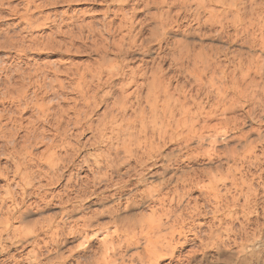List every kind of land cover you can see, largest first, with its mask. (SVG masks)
Returning a JSON list of instances; mask_svg holds the SVG:
<instances>
[{
  "label": "rangeland",
  "instance_id": "1",
  "mask_svg": "<svg viewBox=\"0 0 264 264\" xmlns=\"http://www.w3.org/2000/svg\"><path fill=\"white\" fill-rule=\"evenodd\" d=\"M237 1L0 0V5L3 4L0 6V36L6 34L0 37L2 65H14V62L20 65L23 62L20 66L26 67L25 61H29L30 66L36 63L38 66L47 65L49 62L46 69L50 67L54 73L59 71L54 77V87L59 94L49 93L44 105L51 106L63 93L59 96V99L67 98L59 101L65 107L63 115L70 110L64 115L68 119L61 116L63 121L57 124L63 134L54 125L57 120L50 118L51 126L45 127V137H49L28 145L29 152L19 148L21 152L15 155L0 154V264H264V92L258 95L260 98H252L248 91V94L244 91L246 87L236 89L237 79L243 72L244 77L257 62L264 65V0H256L257 3L255 0H240L244 4ZM73 26L76 31L72 30ZM83 27L85 33L90 28L103 30L109 41L106 40L101 49L100 45H90V41L94 42L89 35L87 40H76L75 48L69 44L71 51L74 50L66 52L68 39L71 41L73 32L77 34ZM64 28L65 33L61 32ZM52 31H58V34L53 35ZM46 34L56 39L61 37V43L66 41V44L61 49L59 45L53 48L55 45L45 40L48 38H44ZM12 35L17 38L14 36L13 39ZM64 35L68 36L67 39ZM10 37L12 42H7ZM41 37L43 40L39 41ZM23 38V43L29 41L23 44L24 47L35 44L41 46L39 51L35 47L36 50H27V56L21 54L17 41L21 42ZM46 47H51L53 53ZM209 52L210 59L206 57ZM213 57L219 60L214 62ZM233 58L239 60L233 62ZM241 62L244 65L251 62V67L256 65L245 67ZM54 64H60V68ZM69 66L76 70L78 66L87 70L101 68L94 71L95 77L101 71V77L93 78L92 82L98 80V84L94 83L96 89L94 84L91 85L92 97H87L90 100L87 103L80 93L72 89L77 80L69 78L75 71ZM234 66L241 69H233ZM204 67L205 72H209L203 74ZM228 69L235 71L230 74ZM234 76L237 79L234 80ZM63 78H67L66 81ZM61 79L67 85H60L63 83ZM208 88L214 94L216 91V97L213 92H207ZM228 92L233 93H229L225 102L223 98ZM238 92H245V97L241 93L237 96ZM93 95H97L96 100ZM50 97L54 100H49ZM77 100L79 102L76 103ZM221 100L222 105L218 103ZM223 101L229 107L225 108ZM233 103L239 108H232ZM92 104L97 106L94 108ZM249 105L253 108L248 109L252 107ZM128 107H134L135 111ZM211 109H214L212 113ZM225 109H231L226 113L227 118L223 116ZM122 110L126 111L125 114ZM27 112L33 113L31 110ZM28 113L25 116H30ZM86 113L90 115L86 116ZM75 116L79 119L76 120ZM225 119L234 120L226 123ZM218 120H223L222 124H218L221 123ZM234 122L243 124L241 130L245 137L239 128L236 129ZM224 130L228 135L222 132ZM230 137L233 139L228 141ZM188 180L191 184L187 183ZM248 189L252 192L247 193ZM185 198L189 203L191 201V205ZM192 213L195 217H191ZM166 215H169L168 219ZM162 221L166 226L158 236L167 238L166 242L172 248L169 246L168 251L160 252L157 261L146 263L149 260L144 259L143 252H146L147 245L142 240L138 241L142 238L141 228ZM125 227L130 231L134 229L130 232ZM135 233L140 236L135 237ZM103 236L108 242H103ZM129 236L133 245L127 250L130 254H125L127 252L123 253L120 248L123 244L119 246L117 243H123ZM158 236L152 242H156ZM107 246L111 247L109 249L115 246L114 251L112 249L111 252Z\"/></svg>",
  "mask_w": 264,
  "mask_h": 264
},
{
  "label": "bare ground",
  "instance_id": "2",
  "mask_svg": "<svg viewBox=\"0 0 264 264\" xmlns=\"http://www.w3.org/2000/svg\"><path fill=\"white\" fill-rule=\"evenodd\" d=\"M218 1V0H217ZM237 1V0H236ZM238 1H240V0H238ZM237 1V2H238ZM243 1H245V0H243ZM253 1V0H252ZM204 2H205V0H204ZM207 2V1H206ZM240 2H242V1H240ZM254 2V1H253ZM255 2H256V0H255ZM2 3V2H1ZM231 3H233V2H231ZM239 3V2H238ZM243 3V2H242ZM241 3V4H242ZM246 4L248 3L247 1L245 2ZM257 3V2H256ZM240 4V3H239ZM244 4V3H243ZM242 4V5H243ZM246 4H245V6H246ZM250 4H251V2H250ZM3 4H1L0 6H2ZM252 5H254V3L252 4ZM203 7V6H202ZM201 7V8H202ZM208 7V6H207ZM232 7H234V6H232ZM243 7V6H242ZM254 7V6H253ZM196 8V7H195ZM243 8H245V7H243ZM248 8V7H247ZM252 8V7H251ZM242 9V8H241ZM254 9V8H253ZM193 11V10H192ZM258 11V10H257ZM197 12H198V9H197ZM255 12V11H254ZM251 14V13H250ZM195 15H196V12H195ZM37 16V15H36ZM166 16V15H165ZM33 17V16H32ZM27 18V17H26ZM28 18H30V17H28ZM172 18V17H171ZM259 18H261V17H259ZM31 19V18H30ZM29 19V20H30ZM28 20V19H27ZM26 20V21H27ZM36 20H38V19H36ZM33 21V20H32ZM32 21H29V22H32ZM33 22H35V21H33ZM32 22V23H33ZM41 22V21H40ZM223 22V21H222ZM221 22V23H222ZM260 22V21H259ZM26 23H28V22H26ZM77 23V22H76ZM262 23V22H261ZM260 23V24H261ZM38 24V23H37ZM36 24V25H37ZM110 24V23H109ZM109 24H108V26H109ZM219 24V23H218ZM250 24V23H249ZM27 25V24H26ZM30 25V24H29ZM33 25V24H32ZM78 25V24H77ZM38 26V25H37ZM69 26V25H68ZM84 26V25H83ZM71 27V26H70ZM85 27V26H84ZM84 27L83 28H81V30H78L79 29V27H78V33L77 34H74V32H73V34H72V39H71V41H70V38L68 39L69 40V43H67L68 44V46H69V44L71 45V46H74V48H75V42H76V40H78V39H80V40H87L86 39V37L87 38H89L88 36L89 35H91L92 36V40H93V42L95 43H92V41H90L91 43H90V45H95V46H99L100 45V47H101V45H104L105 44V42H106V40H108L109 41V39H107V36H105L104 35V31L103 30H101V29H98V28H90V29H88L87 31H86V33H85V30H83L84 29ZM110 27H111V25H110ZM221 27V26H220ZM223 27V26H222ZM29 28V27H28ZM31 28H32V26H31ZM58 28H59V26H58ZM86 28V27H85ZM109 28V27H108ZM107 28V29H108ZM35 29V28H34ZM74 29V26H73V28H72V30ZM98 29V30H97ZM106 29V31L108 32V33H110L108 30ZM26 30H28V29H26ZM32 30V29H31ZM66 30H69L68 29V27H67V29ZM103 31V33L102 32H100V31ZM111 30V29H110ZM59 31V35H60V30H58ZM57 31V32H58ZM71 31V30H70ZM69 31V32H70ZM73 31H76V30H73ZM105 31V32H106ZM246 31V30H245ZM29 32V31H28ZM30 32H32V31H30ZM54 31H52V34L54 35V34H56L57 32L55 31V33H53ZM61 32H63V33H65V28H64V30L62 31L61 30ZM68 32V33H69ZM88 32V33H87ZM114 32V31H113ZM112 32V33H113ZM241 32V31H240ZM20 33H22V32H20ZM24 33L25 34H27V32H25V30H24ZM48 33H50V32H48ZM71 33H72V31H71ZM244 33V32H243ZM23 34V33H22ZM29 34V33H28ZM31 34V36H32V33H30ZM29 34V35H30ZM51 34V33H50ZM50 34L49 35H45V37H44V35H43V37L44 38H46L47 36H48V38H46L45 40H47L48 42H49V44L50 45H55L53 48H58L56 45H59V47H60V49H61V46L63 45H65L66 44V41L64 42L63 41V43H61L62 42V38L60 37V38H55V37H53V35H51L50 36ZM58 34V33H57ZM70 34V33H69ZM69 34H66V35H69ZM85 34H87V35H85ZM3 35H6V34H3ZM2 35V36H3ZM20 35V34H19ZM34 35V34H33ZM37 35V34H36ZM66 35H64V36H66ZM264 35V34H263ZM2 36H0V37H2ZM13 36V35H12ZM15 36V35H14ZM14 36H13V39H14ZM25 36V35H24ZM30 36V39L29 40H31L32 41V37ZM41 36V35H40ZM39 36V37H40ZM56 36V35H55ZM58 36V35H57ZM108 36H112V35H108ZM242 36V35H241ZM4 37V36H3ZM16 37V36H15ZM20 37H23V36H20ZM20 37H18L19 39H20ZM26 37H29V36H26ZM34 37V36H33ZM62 37H63V35H62ZM67 37L68 36H66V39H67ZM158 37V36H157ZM5 38L7 39V37L5 36ZM4 38V39H5ZM17 38V37H16ZM25 38V37H24ZM24 38H23V41H21V42H18L17 41V43H20V44H17V47H19V51H20V53L21 54H26L27 53V50H29V49H32V48H35V47H38L37 45H29V47H24L25 45H23V44H25V43H28L29 41L28 40H25V41H28V42H25V43H23L24 42ZM51 38V39H50ZM77 38V39H76ZM109 38V37H108ZM234 38V37H233ZM18 39V40H19ZM28 39V38H27ZM37 39H38V36H37ZM58 39H60V42H58L59 40ZM35 40V39H34ZM33 40V41H34ZM43 39H42V37H41V40H39V41H42ZM50 40V41H49ZM63 40H64V38H63ZM67 40V41H68ZM1 41H3V38H1ZM9 41H11L12 42V40H11V37L7 40V42H9ZM35 41H38V40H35ZM35 41H34V43H35ZM13 42H14V40H13ZM46 41H44V43H45ZM50 42H52V43H50ZM78 42V41H77ZM76 42V43H77ZM84 42V41H83ZM87 42V41H86ZM85 42V43H86ZM261 42V41H260ZM30 43H32V42H30ZM38 44H39V42H37ZM36 43V44H37ZM80 43V42H79ZM82 43V42H81ZM1 44H2V42H1ZM4 44H8V43H3V45ZM13 44H15V42L13 43ZM107 44V43H106ZM9 45V44H8ZM8 45H6L7 47H8ZM28 45V44H27ZM44 45V44H43ZM43 45H42V49H43ZM46 45H47V43H46ZM78 46H79V44H77ZM243 45V44H242ZM2 46V45H1ZM0 46V47H1ZM15 46V45H14ZM34 46V47H33ZM71 46H69V47H67V49H65L66 47H63L64 49H65V51L66 52H68V51H71ZM261 46V45H260ZM3 47V46H2ZM16 47V46H15ZM39 47H41V46H39ZM39 47L37 48V50L39 49ZM45 47V46H44ZM47 49H48V47H46ZM51 47H49V49L48 50H51L52 51V53H53V50L52 49H50ZM69 48V49H68ZM73 48V47H72ZM74 48L72 49V51L74 50ZM76 48H77V46H76ZM185 48V47H184ZM14 49V48H13ZM46 49V50H47ZM63 49V50H64ZM101 49H102V47H101ZM16 51H17V49H15ZM32 50H34V49H32ZM35 50H36V48H35ZM45 50V49H44ZM45 50V51H46ZM10 51V50H9ZM12 51V50H11ZM19 51H17V52H19ZM39 51V50H38ZM71 51V52H72ZM101 51H103V50H101ZM181 51V50H180ZM29 52V51H28ZM31 52V51H30ZM37 52V51H36ZM61 52H63V51H61ZM218 52V51H217ZM216 52V53H217ZM220 52V51H219ZM14 53V52H13ZM210 53L211 52H209V54L208 53H206L207 55H206V57L207 56H209L210 55ZM215 53V54H216ZM37 54V53H36ZM65 54V53H64ZM179 54V53H178ZM212 54H213V52H212ZM13 55V54H12ZM17 55V54H16ZM33 55V54H32ZM192 55V54H191ZM202 54H200V56H201ZM217 55V54H216ZM222 55V54H221ZM26 56H27V54H26ZM35 56V55H34ZM65 56V55H64ZM187 56V55H186ZM204 57H205V55H203ZM213 56V55H212ZM240 56H241V54L239 55V57L238 58H240ZM12 57V56H11ZM25 57V56H24ZM63 57V56H62ZM199 57V56H198ZM203 57V58H204ZM205 57V58H206ZM217 57V56H216ZM14 58V57H13ZM13 58H10V60H13ZM20 58V57H19ZM27 58V57H26ZM36 58V57H35ZM34 58V59H35ZM202 58V59H203ZM208 58V57H207ZM212 58V57H211ZM214 58V57H213ZM218 58V57H217ZM237 58V59H238ZM243 58H244V56H243ZM261 58V57H260ZM259 58V59H260ZM7 59H9L8 57H7ZM5 60V61H8V60ZM22 59V58H21ZM20 59V60H21ZM30 59V58H29ZM188 59V58H187ZM209 59H210V56H209ZM208 59V60H209ZM215 59V58H214ZM220 59H221V57H220ZM234 59V58H233ZM236 59V60H237ZM242 59V58H241ZM240 59V60H241ZM2 60H4V59H2ZM0 61V63L2 62L3 63V61ZM15 60V59H14ZM26 60V59H25ZM24 60V61H25ZM38 60V59H37ZM216 60H219V59H215V61L214 62H216ZM235 59H234V61L233 62H235L236 61ZM239 60V59H238ZM244 60V59H243ZM17 61V60H16ZM19 61V60H18ZM31 61V60H30ZM34 61H36V59L34 60ZM33 61V62H34ZM43 61V60H42ZM56 61V60H55ZM213 61V60H212ZM221 61V60H220ZM242 61V60H241ZM250 61V60H249ZM262 61V60H261ZM13 62V61H12ZM200 62V61H199ZM203 62V61H202ZM210 62V61H209ZM229 62V61H228ZM238 62V61H237ZM244 62H245V60H244ZM253 62V61H252ZM254 62H257V61H254ZM2 63H1V65H0V104L2 105V106H0V107H2L1 109H0V154H4V153H6V154H13V155H15V154H18V153H20L21 151H19V148H21L22 149V151H24V150H26V152L28 151L27 149H28V147L29 146H31V145H34L38 140H41V141H43L44 140V137L46 136L45 135V132L47 131L46 130V128L48 129V127H46V125H50L49 123V120H50V118H52L53 120L54 119H56L57 120V122L56 121H54V125H56V127L58 128V125L60 124L59 122H60V120H61V116H63V118L65 117L66 119H68L67 117L68 116H64L68 111H70V110H68L66 113H64V115H63V110L62 109H64L65 107H62V105L60 104L61 102H59V101H61V99H62V101H65L64 100V98H66L65 96L63 97V98H61L62 96H63V93H61L60 95H62L60 98L61 99H59V96L60 95H58V98L56 97V99H59V100H57L56 101V99H55V103L54 104H52L51 106L48 104V105H44V102H45V98H47V95L49 94V93H51L52 95H57V94H59L58 92H59V90H56V88L54 87V81H55V79H54V77H56L55 75H57L56 73L57 72H59V71H57V72H55L54 73V71L52 72V69L49 67V69H51V71L49 70V69H46V66H48V64H49V62H48V64L45 66L44 64H42L41 66H38L37 65V63H36V65L35 66H30L28 63H30L29 61H25V65H26V67H23V66H20V65H15V62H14V65H8V63H6V62H4V63H6L7 65H2ZM9 63H11L10 61H9ZM42 63V62H41ZM44 63V62H43ZM47 63V62H46ZM51 63H54V61H52ZM56 63V62H55ZM58 63H60L59 61H58ZM201 63V62H200ZM204 63V62H203ZM219 63V62H218ZM221 63H223V60L221 61ZM224 63H226L225 61H224ZM223 63V64H224ZM230 63H232V62H230ZM242 64H243V62H241ZM251 62H247V64H243L245 67H246V65H248V64H250ZM18 64V63H17ZM34 64V63H33ZM237 63H235V65H236ZM238 64H240V63H238ZM237 64V65H238ZM254 64V63H253ZM24 65V66H25ZM44 65V67L45 68H43L42 66ZM55 65V64H54ZM60 65V64H59ZM58 65V66H59ZM205 65H206V63H205ZM204 64H203V66H205ZM209 66H210V63L208 64ZM214 65V64H213ZM251 65L252 64H250V67H251ZM254 65H256V64H254ZM253 65V66H254ZM58 66H56L55 65V67H57V68H60V67H58ZM202 65H201V68L200 69H202V67H203ZM218 66V65H217ZM223 66V65H222ZM232 66H233V64H232ZM242 66V65H241ZM243 66V67H244ZM252 66V67H253ZM70 67V66H69ZM68 67V68H69ZM80 66H78V68H79ZM83 67L84 66H82V69H81V67H80V69H78L77 68V70L76 69H74V67H73V69L75 70V71H73L71 74H70V77L69 78H71V79H76L77 81V84H76V86L74 87V88H72L73 86H71V88L72 89H74L76 92H78V93H80L81 94V96H83V98L84 99H86L87 101H86V103L88 102V101H90V100H88L87 99V97L88 96H91V94H90V90L93 88V86H91V85H93L94 83H96V82H92V80H94L93 78L95 77V70L96 71H98L99 69H101V68H97V69H95L94 68V70H92V69H83ZM87 67V65L85 66V68ZM91 67V66H90ZM92 67H94V66H92ZM99 67V66H98ZM193 67H194V65H193ZM225 67V66H224ZM236 66H234L233 67V69L235 68ZM237 67H239V66H237ZM236 67V68H237ZM248 67V66H247ZM251 67V68H252ZM255 68L253 69V70H251V72H249V71H246V70H244V68H242L244 71H246L247 72V74L243 77V74H244V72L241 74V70H239V69H241L240 67H239V71H240V74L242 75V79L239 77V79H237L236 78V76L237 75H239V73H237V75L236 76H234L233 78H234V80H235V78L238 80V81H240V82H242V84H240L237 80V84H236V89H239L238 87H242V88H244V87H246V89H244V91L246 90V93H247V91H248V93H249V95H251L252 96V98L253 97H257L259 94H262L261 92H264V86L262 85L264 82H262V79L264 78V65H263V63L261 62H257V65L256 66H254ZM48 68V67H47ZM57 68H56V70H57ZM67 67L65 68V69H68ZM71 68V67H70ZM88 68V67H87ZM196 68V67H195ZM215 68V67H214ZM226 68V67H225ZM33 69V70H32ZM62 69V68H61ZM60 69V71L62 72V70H64L65 71V69H62L61 70ZM72 69V68H71ZM72 69V70H73ZM104 69V68H103ZM112 69V68H111ZM205 67L203 68V74H205L206 72H209V70L208 71H206L205 72ZM207 69H209V68H207ZM213 69V68H212ZM211 68H210V70H212ZM219 69H220V67H219ZM230 69V68H229ZM228 69V71H230ZM246 69V68H245ZM248 69V68H247ZM71 70V71H72ZM191 70H193V69H191ZM216 70V69H215ZM223 70H224V68H223ZM249 70V69H248ZM67 71V70H66ZM68 71H70V69L68 70ZM198 71V70H197ZM222 71V70H221ZM227 71V72H228ZM231 71H232V69H231ZM229 72L230 74L231 73H234V71H232V72ZM103 72V71H102ZM106 72V71H105ZM113 72V71H112ZM213 72H214V70H213ZM227 72H225V73H227ZM249 72V73H248ZM68 73V72H67ZM94 73V74H93ZM101 73V71H99V74ZM110 73H111V71H110ZM198 73H200V72H198ZM228 73V74H229ZM51 74L53 75V76H51ZM59 74V73H58ZM66 74V73H65ZM69 74V73H68ZM98 74V73H97ZM96 75V77L98 78V76H100V75ZM108 74V72H106V76H108L107 75ZM202 74V75H203ZM208 74H211V72L210 73H208ZM213 74V73H212ZM215 74V73H214ZM213 74V75H214ZM236 74V73H235ZM61 75V74H60ZM190 75V74H189ZM217 75V74H216ZM67 76V75H66ZM66 76H64V77H66ZM109 76H110V74H109ZM229 76V75H228ZM227 76V77H228ZM231 76H233V74L231 75ZM53 77V78H52ZM63 76L61 75L60 76V78H62ZM95 77V78H96ZM101 77V76H100ZM104 77V76H103ZM230 77V76H229ZM238 77V76H237ZM59 78V79H60ZM68 78V79H69ZM107 78V77H106ZM195 78V77H194ZM231 79H232V77H230ZM230 78H229V80H230ZM59 79H57V81L59 80ZM64 79V78H63ZM63 79H61V81L63 80ZM65 79H67V78H65ZM64 79V80H65ZM70 79V80H71ZM214 79V78H213ZM261 79V80H260ZM62 81L63 83H61L60 85H64L65 83V81ZM96 80V79H95ZM102 80H104V79H102ZM105 80H107L108 81V79H105ZM105 80H104V82H105ZM242 80V81H241ZM99 81H101L100 79H99ZM233 81V79L231 80V82ZM262 83H261V82ZM75 81H74V85H75V83H76ZM92 82V83H91ZM104 82H103V86H104ZM110 82V81H109ZM145 82V81H144ZM194 82V81H193ZM222 82V81H221ZM71 82H69V84H70ZM108 83V82H107ZM223 83H224V81H223ZM233 83V82H232ZM56 84H57V82H56ZM72 83L70 84V85H73ZM98 83H96V85H97ZM101 84V83H100ZM234 84V83H233ZM65 85H67V84H65ZM95 85V84H94ZM95 85V86H96ZM108 85V84H107ZM94 86V87H95ZM165 86V85H164ZM244 86V87H243ZM261 86H263V88L261 87ZM60 87V86H59ZM62 88L64 87V86H61ZM69 87V86H68ZM99 87H100V85H99ZM98 87V88H99ZM102 87V86H101ZM105 87V86H104ZM233 87V86H232ZM253 87V88H252ZM71 88H69V89H71ZM97 88V86L95 87V89ZM159 88V87H158ZM175 88V87H174ZM242 88H240V89H242ZM252 88V89H251ZM60 89V88H59ZM162 89H164L163 87H162ZM225 89V88H224ZM224 89H222L223 90V92H225L226 91V89H225V91H224ZM233 89V88H232ZM239 89V90H240ZM249 89H251L250 91H249ZM93 90V89H92ZM98 90V89H97ZM207 90V89H206ZM217 90V89H216ZM228 90V89H227ZM68 91V90H67ZM66 91V92H67ZM148 91V90H147ZM150 91V90H149ZM211 91V92H210ZM220 91V90H219ZM218 91V92H219ZM243 91V90H242ZM62 92H63V90H62ZM72 92H74L73 90H72ZM75 92V93H76ZM94 92H96V91H94ZM98 92V91H97ZM156 92H158L157 90H156ZM156 92H154L155 94H156ZM167 92H169V91H167ZM207 92H210V93H212L213 92V95H215L216 94V91H215V94H214V91H212V89L211 90H209V88H208V91ZM217 92V93H218ZM221 92V91H220ZM219 92V93H220ZM227 92V91H226ZM65 93V92H64ZM68 93H71V92H68ZM89 93V94H88ZM136 93V92H135ZM153 93V91L151 92V94ZM159 93V92H158ZM161 93V92H160ZM163 93V92H162ZM229 93L230 92H228V93H226V95L224 96V98H223V100L226 102V99L228 98V96H229ZM231 93H233V92H231ZM230 93V94H231ZM236 92H234V94H235ZM239 93V95H237V96H240V93L241 94H243V97H245L244 95H246V93L245 92H238ZM245 93V94H244ZM247 93V94H248ZM92 94H93V91H92ZM96 94V93H95ZM148 94V93H147ZM150 94V95H151ZM221 95H222V92L220 93ZM225 94V93H224ZM234 94H232V96L234 95ZM237 94V93H236ZM264 94V93H263ZM67 95V94H66ZM79 95V94H78ZM77 95V96H78ZM210 95V94H209ZM219 95V94H218ZM221 95H219L220 97H221ZM248 95V96H249ZM85 96V97H84ZM97 96V95H96ZM95 96V97H96ZM152 96V95H151ZM156 96V95H155ZM211 96H212V94H211ZM231 96V95H230ZM236 96V95H235ZM53 97V96H52ZM92 97V96H91ZM93 97H94V95H93ZM95 97L93 98L94 100H96L95 99ZM153 97V96H152ZM164 97V96H163ZM168 97H169V95H168ZM213 97V96H212ZM215 97H216V95H215ZM219 97V99H221ZM223 97V96H222ZM259 98H260V96H258ZM54 98V97H53ZM53 98H51L50 97V99L49 100H52ZM80 98V97H79ZM155 98H157V97H155ZM173 98H174V96H173ZM173 98H171V99H173ZM207 98H210V97H207ZM251 98V97H250ZM263 98V97H262ZM67 99V98H66ZM81 99V98H80ZM83 99V100H84ZM91 99V98H90ZM151 99V98H150ZM218 99V100H219ZM229 99H232V98H230L229 97ZM54 100V99H53ZM52 100V101H53ZM93 100V101H94ZM170 100V99H169ZM235 100V99H234ZM254 100H256V98L255 99H253V101ZM258 100V99H257ZM264 100V99H263ZM47 101V100H46ZM190 101V100H189ZM224 101H223V104H225L224 103ZM50 102V101H49ZM77 102H79L78 100L76 101V103ZM81 102V101H80ZM84 101H82V103H83ZM97 102V101H96ZM153 102H154V100H153ZM156 102V101H155ZM222 103V100L221 101H219L218 103ZM230 102V100L228 101V103ZM255 102V101H254ZM257 102V101H256ZM64 103V102H63ZM139 103V102H138ZM171 103V102H170ZM220 103V104H221ZM239 103V102H238ZM244 103V102H243ZM253 103V102H252ZM258 103V102H257ZM89 104H90V102H89ZM202 104V103H201ZM210 104V103H209ZM230 104V103H229ZM242 104V103H241ZM91 105V104H90ZM90 105H88V106H90ZM93 105L94 104H92V107H93ZM151 105V104H150ZM149 105V106H150ZM171 105V104H170ZM222 105V104H221ZM227 105V103L224 105L225 106V108L226 107H229V106H226ZM231 105V104H230ZM233 106H232V108H234L235 106H237V105H234V103L232 104ZM76 105H74V107H75ZM97 106V105H96ZM95 105H94V108L96 107ZM130 106H132V105H130ZM134 106V105H133ZM138 106V108L140 107L139 105H137ZM173 106V105H172ZM177 106V105H176ZM201 106V105H200ZM250 107L252 106V105H249ZM52 107V108H51ZM77 108H78V106H76ZM84 107V109H87L85 106H83ZM83 107H82V109H83ZM91 107V108H92ZM125 107H127V106H125ZM125 107H123V108H125ZM238 107V106H237ZM244 107V106H243ZM52 109V112H51V109ZM73 108V107H72ZM71 108V109H72ZM93 108V109H94ZM129 109H133V108H131V107H128ZM137 108V107H136ZM231 108V107H230ZM231 108V109H232ZM239 108V107H238ZM245 108V107H244ZM253 108V106L251 107V108H249L248 107V109H252ZM83 109V110H84ZM88 109H90V107L88 108ZM122 109V108H121ZM151 109V108H150ZM169 109V108H168ZM221 109V108H220ZM231 109H225L224 111H223V116L225 117V115H226V117L225 118H227V112H231ZM235 109H237L236 107H235ZM247 109V108H246ZM245 109V110H246ZM29 110V112H30V110H31V112H33V113H31V114H29L27 111ZM75 110H76V112H77V109L75 108ZM92 109H90V111H91ZM95 110V109H94ZM93 110V111H94ZM126 110V109H125ZM123 111V113L124 112H126V111ZM188 110V109H187ZM195 110V109H194ZM214 110V109H213ZM212 109H211V113H212V111H213ZM219 110V109H218ZM244 110V111H245ZM35 111V112H34ZM66 111V110H65ZM64 111V112H65ZM81 111V110H80ZM87 111V110H86ZM121 111V110H120ZM133 111H135L134 109H133ZM215 111H216V109H215ZM214 111V112H215ZM221 111V110H220ZM233 111H234V109H233ZM232 111V112H233ZM244 111H242V112H244ZM248 112L250 111V110H247ZM246 111V112H247ZM84 112V111H83ZM88 112H89V110H88ZM189 112V111H188ZM213 112V113H214ZM235 112H236V110H235ZM234 112V113H235ZM26 113H28L30 116H25V114ZM70 113V112H69ZM74 114H75V112H73ZM78 113V112H77ZM76 113V114H77ZM85 113V112H84ZM92 113V112H91ZM122 113V112H121ZM120 113V114H121ZM158 113V112H157ZM173 113V112H172ZM186 113H187V111H186ZM221 113V112H220ZM234 113H229L230 115H233ZM68 114V113H67ZM71 115H74V114H72V113H70ZM69 114V115H70ZM79 115H80V113H78ZM83 114V113H82ZM89 114V113H88ZM87 113H86V116L88 115ZM125 114V113H124ZM124 114H122V115H124ZM169 114H170V112H169ZM217 114V113H216ZM215 114V115H216ZM228 114V115H229ZM237 114H238V112H237ZM245 114V113H244ZM248 114V113H247ZM71 115H70V117H71ZM79 115H77V116H79ZM90 115V114H89ZM162 115V114H161ZM180 115V114H179ZM199 115V114H198ZM229 115V116H230ZM207 116H209V115H207ZM221 116L222 115H218V117H220L221 118ZM223 116H222V118H223ZM73 117V116H72ZM71 117V118H72ZM84 117H85V115H84ZM167 117V116H166ZM173 117V116H172ZM230 117H232V116H230ZM242 117H244L243 115H242ZM246 117V116H245ZM60 118V119H59ZM63 118H62V120L61 121H63ZM75 118H76V116H75ZM78 119H79V117H77ZM77 118H76V120H77ZM205 118H207V117H205ZM205 118L203 119L204 121H205ZM210 118V117H209ZM220 118H218V119H220ZM221 118V119H222ZM65 119V121H67ZM70 119V118H69ZM169 119V118H168ZM176 119V118H175ZM184 119H186V117L184 118ZM193 119V118H192ZM208 119V118H207ZM206 119V120H207ZM53 120H52V122H53ZM73 120V119H72ZM186 120H188V119H186ZM185 120V121H186ZM227 120V121H226ZM230 120H232L231 122H233V120L234 119H225V122L227 123L228 121H230ZM236 120V119H235ZM242 120H244V118L242 119ZM70 121V120H69ZM178 121V120H177ZM210 121V120H209ZM219 121V120H218ZM221 121H223V120H221ZM221 121H219V122H221ZM238 121H240L239 119H238ZM51 122V124H53ZM56 122V123H55ZM68 122V121H67ZM67 122H64V123H66L67 124ZM71 122V121H70ZM69 122V123H70ZM79 122V121H78ZM188 122V121H187ZM206 123L208 122V121H205ZM231 122H229V123H231ZM59 123V124H58ZM62 123L63 122H61V125H62ZM69 123L67 124V125H69ZM80 123V122H79ZM117 123V122H116ZM235 123V122H234ZM243 123V122H242ZM58 124V125H57ZM218 124H222V122L221 123H218ZM217 124V125H218ZM224 124V123H223ZM178 125H179V123H178ZM185 125V124H184ZM193 125V124H192ZM207 125H208V123H207ZM234 125H237L236 126V129H238L239 128V130L241 131V133H242V126H243V124H239L238 125V123L236 124H234ZM234 125H233V127H234ZM51 126V125H50ZM162 126V125H161ZM215 126V125H214ZM225 126L227 127V125L225 124ZM229 126H230V124H229ZM228 126V127H229ZM46 127V128H45ZM54 127V126H53ZM56 127H54L53 129H55ZM69 127V126H68ZM189 127V126H188ZM202 127V126H201ZM224 127V126H223ZM232 127V126H231ZM61 128V127H60ZM63 128V127H62ZM65 128V127H64ZM63 128V129H64ZM221 128H222V126H221ZM66 129H68L67 128V126H66ZM66 129H65V131H66ZM162 129V128H161ZM223 129H227V128H223ZM222 129V130H223ZM244 129V128H243ZM50 130V129H49ZM57 130H59V128L57 129ZM234 130H235V127H234ZM238 130V131H239ZM60 131H62L61 129L58 131V132H60ZM160 131V130H159ZM166 131V130H165ZM217 131V130H216ZM236 131V130H235ZM48 132H50V131H48ZM52 133H53V131H51ZM57 132V131H56ZM57 132V133H58ZM223 133H225V135H228V134H226V131L224 130V131H222ZM229 132H231V131H229ZM229 132H227V133H229ZM233 132V131H232ZM47 133V132H46ZM64 133V131H62V134ZM166 133V132H165ZM233 133H235V132H233ZM240 133V132H239ZM240 133V134H241ZM56 134V133H55ZM55 134L53 135V136H55ZM59 134V133H58ZM61 134V133H60ZM59 134V135H60ZM61 134V135H62ZM173 134V133H172ZM246 134V133H245ZM47 135H49V134H47ZM217 135V134H216ZM223 135V134H222ZM234 135V134H233ZM233 135H232V137H233ZM241 135H243V133L241 134ZM240 135V136H241ZM52 136V135H51ZM52 136V137H53ZM64 136V135H63ZM173 136V135H172ZM231 136V135H230ZM239 137L238 135H235V137ZM244 137L246 136V135H243ZM47 137H49V136H47ZM47 137H45V138H47ZM56 137V136H55ZM58 137V136H57ZM61 138H62V136H60ZM65 137V136H64ZM222 137V136H221ZM225 137H227V136H225ZM232 137H230V138H227L228 139V141H229V139L231 140V139H233ZM244 137H242L244 140H245V138ZM215 138V137H214ZM241 138V137H240ZM57 139V138H56ZM65 139V138H64ZM63 139V140H64ZM70 139V138H69ZM203 139V138H202ZM227 139H225V138H223V140H227ZM236 139V138H235ZM58 140H60V139H58ZM62 140V139H61ZM208 140V139H207ZM223 140H221V141H223ZM238 140H239V138H238ZM240 140H242V139H240ZM49 141H50V138H49ZM48 141V143H50ZM53 141H54V137H53ZM52 141V142H53ZM68 141H70V140H68ZM247 141V143L249 144V142H248V140H246ZM246 141H245V143H246ZM252 141V140H251ZM40 142V141H39ZM51 142V143H52ZM57 142V141H56ZM243 142V141H242ZM242 142H239V143H242ZM34 143V144H33ZM42 143V142H41ZM227 143V142H226ZM236 143V142H235ZM54 144V143H53ZM243 144V143H242ZM29 145V146H28ZM257 145V144H256ZM212 146V145H211ZM243 146V145H242ZM30 149V148H29ZM32 149V148H31ZM255 150V149H254ZM7 151H10V152H7ZM51 151V150H50ZM29 152V151H28ZM31 153V152H30ZM29 154V153H28ZM21 155V154H20ZM23 155V154H22ZM31 155V154H30ZM55 155V154H54ZM242 155V154H241ZM231 156V155H230ZM10 157V156H9ZM14 157V156H13ZM23 158H25V154H24V157ZM52 158V157H51ZM50 158V159H51ZM249 159V158H248ZM258 159V158H257ZM34 160V159H33ZM58 160V159H57ZM233 161V160H232ZM238 161V160H237ZM252 161V160H251ZM25 162V161H24ZM255 162V161H254ZM25 164V163H24ZM238 164V163H237ZM262 165V164H261ZM260 165V166H261ZM31 167H33V166H31ZM36 167H38V166H36ZM235 167V166H234ZM262 167V166H261ZM34 168V167H33ZM264 168V167H263ZM188 169V168H187ZM26 170V169H25ZM31 171V170H30ZM248 171H249V169H248ZM247 171V172H248ZM244 172V171H243ZM243 172H241V173H243ZM178 173V172H177ZM245 173H246V171H245ZM244 173V174H245ZM23 174V173H22ZM262 174V173H261ZM24 175V174H23ZM180 175V174H179ZM238 175V174H237ZM240 175V174H239ZM243 175V174H242ZM23 177V176H22ZM192 177V176H191ZM243 177V176H242ZM249 178V177H248ZM264 178V177H263ZM191 180V179H190ZM187 181V180H186ZM246 181V180H245ZM259 181V180H258ZM187 183H190L189 182V180H188V182ZM262 183V182H261ZM183 184V183H182ZM191 184V183H190ZM189 184V185H190ZM264 184V183H263ZM257 185V184H256ZM258 186V185H257ZM186 187V186H185ZM192 187V186H191ZM190 187V188H191ZM230 187V186H229ZM246 187V186H245ZM251 186H249L248 188H250ZM189 188V189H190ZM184 189V188H183ZM186 189V188H185ZM247 189V188H246ZM248 191H251V189H248L247 190V193H248ZM252 192V191H251ZM246 193V192H245ZM244 193V194H245ZM264 193V192H263ZM175 194V193H174ZM229 194V193H228ZM189 195V193L188 194H186L185 195V197L186 196H188ZM256 195V194H255ZM254 195V196H255ZM191 196V195H190ZM252 196H253V194H252ZM189 197H187V199H188ZM190 198H192V196L190 197ZM237 198V197H236ZM174 199V198H173ZM180 199V198H179ZM184 199V197L182 196V199L181 200H183ZM253 199V198H252ZM171 200V199H170ZM185 200H186V198H185ZM179 201V200H178ZM188 201H189V199H188ZM187 200H186V203L188 202ZM245 201V200H244ZM249 201V200H248ZM180 202V201H179ZM179 202H177V203H179ZM184 204V205H186V206H188L190 203H191V201H190V203L189 204ZM233 204H234V202H233ZM246 204V203H245ZM179 205V204H178ZM191 205V204H190ZM213 205V204H212ZM235 205V204H234ZM169 206V205H168ZM201 206V205H200ZM247 206V205H246ZM173 207H174V205H173ZM175 207H177V205L175 206ZM174 207V208H175ZM189 207V206H188ZM252 207V206H251ZM170 208H171V206H170ZM179 208V207H178ZM172 209V211H174L173 210V208H171ZM171 209H170V211H168V214H170L169 212H171ZM189 209V208H188ZM153 211V210H152ZM159 212V211H158ZM157 212V213H158ZM174 212H176V211H174ZM251 212V211H250ZM173 213V212H172ZM178 213V212H177ZM176 213V214H177ZM195 213V212H194ZM198 213V212H197ZM197 213H196V215H197ZM201 213V212H200ZM151 214V213H150ZM155 214V213H154ZM154 214H152L151 216L153 217V215ZM167 214V213H166ZM183 214V213H182ZM160 215V214H159ZM158 215V216H159ZM181 215V214H180ZM191 215V214H190ZM194 214L192 213V215H191V217L193 216ZM161 216V215H160ZM159 216V217H160ZM164 216V215H163ZM167 216V215H166ZM165 216V217H166ZM169 216V215H168ZM167 216V219L169 218ZM172 216V215H171ZM179 216V215H178ZM177 216V217H178ZM116 217H117V215H116ZM181 217V216H180ZM194 217H195V215H194ZM193 217V218H194ZM156 219H157V217H156ZM143 220H145V219H143ZM160 220V222H161V219H159ZM146 221V220H145ZM155 221V220H154ZM170 221V220H169ZM168 221V222H169ZM241 221V220H240ZM138 222V221H137ZM160 222H157V223H154V224H149V225H147L146 224V226L143 224V226H145V227H143V228H141V235H142V238L140 239H138V241L139 240H142L143 241V243L145 244V245H147V247H146V252H143V255H144V253H145V256H143L144 257V259L146 258V260L148 259L149 261H147L146 263H150V262H152V260H154V261H157L159 258H160V252H162V251H164V250H167L168 251V248H169V246H168V244H170V243H168V242H166V239L167 238H165V237H159L158 235H160V233L162 232V228H164V226H166L165 224H164V222L162 221V223H160ZM177 222V221H176ZM192 222V221H191ZM127 223V222H126ZM137 224V223H136ZM243 225V224H242ZM131 226H132V224H131ZM180 226V225H179ZM133 227H134V225H133ZM138 228H139V223H138V226H137ZM173 227V226H172ZM174 227H175V225H174ZM184 227V226H183ZM242 227V226H241ZM247 227V226H246ZM126 228V230L128 229V227H125ZM146 228H148V229H146ZM134 228H132L131 229V231L133 230ZM166 229H167V227H166ZM171 230H172V228H170ZM227 229V228H226ZM145 230H147V231H145ZM123 231H125L124 230V228H123ZM127 231H130V229H128ZM130 231V232H131ZM143 231H145V235H143ZM164 231V230H163ZM166 231V233H167V230H165ZM134 232V231H133ZM133 232H132V235H133ZM227 232V231H226ZM163 233V232H162ZM165 233V234H166ZM170 233V232H169ZM242 233V232H241ZM139 234V233H138ZM137 234V235H138ZM106 235H108V234H106ZM131 235V236H132ZM136 235V233L134 234V236ZM136 235V236H137ZM163 235V234H162ZM135 236V237H136ZM139 236H140V234H139ZM155 236H158L159 238H158V240L156 241V242H152V239L155 237ZM166 236V235H165ZM86 237V236H85ZM130 237V236H129ZM138 237V236H137ZM223 237V236H222ZM104 236H103V238H101V239H103V242H108V241H106V240H104ZM127 238V237H126ZM132 238H134L133 236H132ZM160 238H161V240H160ZM172 238V237H171ZM106 239V238H105ZM165 240V241H164ZM216 240V239H215ZM222 240V239H221ZM122 240H120V242H121ZM123 241H124V239H123ZM102 242V243H103ZM116 242V241H115ZM132 240H131V237L130 238H127L123 243H117V244H119V246H120V244H123V246H120V248H122L121 250H122V252L124 253V252H127V250L128 249H130V247H131V245H133L132 243ZM135 243V242H134ZM106 244V243H105ZM108 244V243H107ZM111 245H112V243H111ZM144 245V246H145ZM173 246V245H172ZM108 247V246H107ZM114 248H115V246H113ZM171 247V246H170ZM174 247V246H173ZM109 248H111V247H108V249ZM114 248H112L113 249V251H114ZM133 248V247H132ZM135 248V247H134ZM172 248V247H171ZM107 249V248H106ZM107 249V250H108ZM112 249H109L110 251L112 250ZM170 249V248H169ZM120 250V249H119ZM144 250V249H143ZM117 251H118V249H117ZM116 250H115V252H117ZM112 252V251H111ZM114 252V254L117 256V254ZM119 252H121V251H119ZM121 252V253H122ZM131 252V251H130ZM122 253V254H123ZM132 253V252H131ZM113 254V255H114ZM125 254H130V253H125ZM136 254V253H135ZM114 255V256H115ZM134 255V254H133ZM113 256V257H114ZM122 256V255H121ZM120 256V258L122 259V257ZM130 256V255H129ZM135 256V255H134ZM133 256V257H134ZM107 258V257H106ZM119 258V257H118ZM117 258V259H118ZM137 258V257H136ZM117 259H115L114 261H116ZM126 259V258H125ZM143 260V259H142ZM145 260V261H146ZM104 261H105V257H104ZM118 261V260H117ZM139 261V260H138ZM137 261V262H138ZM144 261V260H143ZM142 261V262H143ZM111 263V262H110ZM116 262H113V264H115ZM139 263V262H138ZM145 263V262H144ZM105 264V263H104ZM112 264V263H111Z\"/></svg>",
  "mask_w": 264,
  "mask_h": 264
}]
</instances>
